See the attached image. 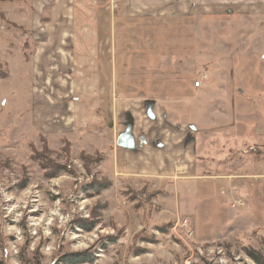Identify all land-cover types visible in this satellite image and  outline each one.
<instances>
[{
  "label": "rangeland",
  "instance_id": "rangeland-1",
  "mask_svg": "<svg viewBox=\"0 0 264 264\" xmlns=\"http://www.w3.org/2000/svg\"><path fill=\"white\" fill-rule=\"evenodd\" d=\"M29 4L0 0V264H63L71 255L91 260L83 264H256L249 253L264 262V31L240 44L242 32L257 29L240 28L250 23L240 18L139 21L116 31L115 59L90 62L87 74L101 73L91 77L94 97L64 76L58 96L98 106L101 120L209 128L214 155H202L203 170L147 188L120 174L104 125L66 134L35 121L45 94L30 72ZM222 131L229 141L219 148L214 133Z\"/></svg>",
  "mask_w": 264,
  "mask_h": 264
},
{
  "label": "crops",
  "instance_id": "crops-1",
  "mask_svg": "<svg viewBox=\"0 0 264 264\" xmlns=\"http://www.w3.org/2000/svg\"><path fill=\"white\" fill-rule=\"evenodd\" d=\"M29 5L31 16L26 27L37 45L30 72L40 93L45 94L37 96L40 98L35 110L38 119L32 112L40 128L45 132L74 134L88 126L104 125L105 133H109L108 143L113 144L119 161L120 174L127 179H139V187L148 188L154 181L166 183L175 178H192L204 169L197 164L201 163L202 155H209V159L214 155V148L209 150V128L197 133L188 120H101L102 113L96 110L98 106L68 105L57 93L65 90L61 82L71 73L74 82L78 78L83 82L82 89L74 90L94 97L97 90L91 77H99L101 73L98 69L97 75H88L90 62L95 61L97 65L98 61L115 59L110 46L117 42L116 31L122 32L127 25L140 24L139 21H175L209 14L223 19L240 18L250 22L240 28L257 29L251 36V31L246 36L242 32L239 43L248 44L251 38L256 41L264 31V0H30ZM32 20L37 22L32 23ZM106 45L107 49L102 47ZM47 107L61 113L51 119L44 114ZM222 123L223 120L215 121L217 125ZM200 124L207 127L209 122L202 120ZM200 134L207 137L205 144ZM214 134L216 147L221 148L222 142L228 143L225 131ZM215 154H220L217 149ZM200 185L209 184L206 181Z\"/></svg>",
  "mask_w": 264,
  "mask_h": 264
},
{
  "label": "trees",
  "instance_id": "trees-1",
  "mask_svg": "<svg viewBox=\"0 0 264 264\" xmlns=\"http://www.w3.org/2000/svg\"><path fill=\"white\" fill-rule=\"evenodd\" d=\"M248 255L253 259V261L256 264H264V262H260V260H258L256 255L252 253H249ZM62 261L64 262L63 264H83V263L91 262V260H89L88 258L83 259L81 256L78 255H71L68 257H64Z\"/></svg>",
  "mask_w": 264,
  "mask_h": 264
},
{
  "label": "built area",
  "instance_id": "built-area-1",
  "mask_svg": "<svg viewBox=\"0 0 264 264\" xmlns=\"http://www.w3.org/2000/svg\"><path fill=\"white\" fill-rule=\"evenodd\" d=\"M204 79H206V77L203 74L200 76V79L194 83V87L199 88L201 82H203ZM181 226L186 230L188 236L193 235V228L191 227L190 223L187 220H184Z\"/></svg>",
  "mask_w": 264,
  "mask_h": 264
}]
</instances>
